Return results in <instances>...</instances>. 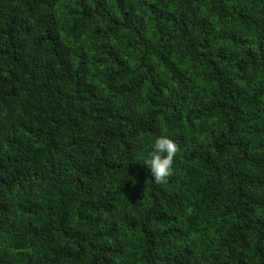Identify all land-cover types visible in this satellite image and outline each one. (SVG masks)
<instances>
[{"label":"trees","instance_id":"1","mask_svg":"<svg viewBox=\"0 0 264 264\" xmlns=\"http://www.w3.org/2000/svg\"><path fill=\"white\" fill-rule=\"evenodd\" d=\"M0 264H264V0H0Z\"/></svg>","mask_w":264,"mask_h":264},{"label":"clouds","instance_id":"2","mask_svg":"<svg viewBox=\"0 0 264 264\" xmlns=\"http://www.w3.org/2000/svg\"><path fill=\"white\" fill-rule=\"evenodd\" d=\"M177 142L169 135L155 136L143 150L141 159L156 183H166L173 175L174 158L178 153Z\"/></svg>","mask_w":264,"mask_h":264}]
</instances>
